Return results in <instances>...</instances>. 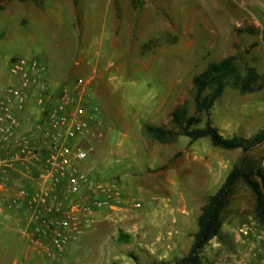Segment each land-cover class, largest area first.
<instances>
[{
    "label": "rangeland",
    "instance_id": "rangeland-1",
    "mask_svg": "<svg viewBox=\"0 0 264 264\" xmlns=\"http://www.w3.org/2000/svg\"><path fill=\"white\" fill-rule=\"evenodd\" d=\"M228 55L242 72L249 63L264 76V0H10L0 9V107L19 119L14 148L24 137L33 149L34 141L51 142L47 115L63 90L74 97L66 109L79 107L89 124L70 141L88 154L75 165L85 179L63 201L80 230L57 246L38 217L31 223L25 208L0 201V264H155L184 255L202 205L228 173L237 165L264 168V143L249 152L215 146L209 137L160 143L144 126L169 123L184 100L194 114L193 76ZM45 63L65 67L72 85H51ZM25 73L34 79L28 87ZM11 90L24 97L22 106ZM35 106L46 125L30 115L22 123L20 114ZM210 118L227 137L250 136L264 125V86L243 93L227 85ZM221 222L203 264L264 261V219L243 179Z\"/></svg>",
    "mask_w": 264,
    "mask_h": 264
},
{
    "label": "trees",
    "instance_id": "trees-1",
    "mask_svg": "<svg viewBox=\"0 0 264 264\" xmlns=\"http://www.w3.org/2000/svg\"><path fill=\"white\" fill-rule=\"evenodd\" d=\"M9 1L0 0V9ZM247 31L254 30L248 28ZM236 60V55H228L220 60L211 61L200 73L193 76V86L196 90L194 114L189 113L188 101L184 100L171 111L169 123L146 124L145 132L160 143L174 142L180 136L188 137L191 141L209 137L215 146L224 149L241 148L244 152H249L264 143V125L247 137L239 134L227 137L210 118L211 110L224 94L227 85L232 84L243 93L256 92L264 86V76L254 66L245 63L242 72ZM203 121L204 124L201 125ZM239 179H243L253 189L256 196V213L264 219V168L254 170L237 165L202 205L197 219L198 228L193 234L189 250L172 261L159 260L155 264H203L202 251L209 242L220 235L221 215Z\"/></svg>",
    "mask_w": 264,
    "mask_h": 264
},
{
    "label": "built area",
    "instance_id": "built-area-1",
    "mask_svg": "<svg viewBox=\"0 0 264 264\" xmlns=\"http://www.w3.org/2000/svg\"><path fill=\"white\" fill-rule=\"evenodd\" d=\"M25 61L20 60L17 68L23 70ZM37 63L32 64L35 66ZM31 65V66H32ZM32 79L25 73L23 76L24 87H28ZM78 83H83V78H78ZM21 106L24 103V97L18 94V91L11 90ZM60 105L50 108L48 111V118L52 124L54 131L50 144V153L47 158L48 168L44 171V176L54 182L55 186H60L66 183L65 196L63 199L59 198L58 194H54L50 208L48 209L51 217L46 218V222H41L42 234L48 235L54 244L60 246L69 238V234L76 230H80L78 217L72 211L68 212L63 207V201L69 199V193L78 189L79 181H84L85 175L78 173L74 166L78 160L87 158V152L78 146H72L70 141L85 134L89 129L88 122L82 118L81 109L79 107L67 110L74 100L72 94L67 90H63L59 96ZM19 126V119L15 112L8 106L3 105L0 112V158L2 160H21L22 156L27 154H35L36 148L30 146L29 141H22L19 148H14L15 130ZM24 193V190H21ZM47 193V192H46ZM45 193V195H47ZM45 197V196H43ZM39 238L36 241H39ZM35 242V241H34ZM41 245L43 243L39 242Z\"/></svg>",
    "mask_w": 264,
    "mask_h": 264
},
{
    "label": "crops",
    "instance_id": "crops-1",
    "mask_svg": "<svg viewBox=\"0 0 264 264\" xmlns=\"http://www.w3.org/2000/svg\"><path fill=\"white\" fill-rule=\"evenodd\" d=\"M28 1L30 0L20 1V2L24 3ZM131 1L133 3L135 2V0H131ZM20 7L19 8L26 14L24 7L23 6ZM47 67H48V72L46 73V75L48 76V80L52 83L51 85L53 84L54 85L67 84L69 86L72 85V81L68 77V73L61 71L65 67H63L58 63L52 66L47 65ZM10 102L12 105H14L15 99L11 98ZM31 111H32L31 107H29L26 112H22L20 114L21 120L23 119L22 123L24 122L25 117L29 115L33 116V118H38L39 116L41 117V119L43 118L37 106L34 107V110L32 112ZM43 121H44L43 125H46L44 118ZM22 126L25 127V124H23ZM21 127L20 130L22 129L23 131L24 127L22 128ZM45 129H43L44 130L43 135H46ZM22 139L23 140L25 139L29 142L31 141V138L29 137H24ZM34 143L36 147V153L27 154V156H22L24 158L23 161L21 160L5 161L0 158L1 204L3 203L4 206L6 205L16 209L25 208L28 211L27 219L31 223L35 217L36 218L38 217L40 222H46V218L51 217V214L48 209L51 206L50 203L52 202V198L54 194H58V191L63 192L66 189V183H62L60 186H55L52 180L44 176V171L46 168H48L47 158L50 153L49 142L46 139H44L43 141L40 142L41 144H38V142L35 141ZM21 190H24V193H21ZM45 193L47 195H45ZM1 204H0V213L3 212L4 210L3 209L4 206L3 205L1 206ZM17 221H19L18 218ZM33 234H35L34 230L33 232L31 230L26 231L27 237L28 236L33 237ZM30 249L35 250L33 249V247H31ZM256 258H257L256 259L257 264H262L264 262L262 258H260V256Z\"/></svg>",
    "mask_w": 264,
    "mask_h": 264
}]
</instances>
